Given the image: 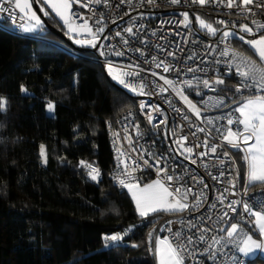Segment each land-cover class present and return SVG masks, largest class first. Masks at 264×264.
Returning a JSON list of instances; mask_svg holds the SVG:
<instances>
[{
    "label": "trees",
    "instance_id": "trees-1",
    "mask_svg": "<svg viewBox=\"0 0 264 264\" xmlns=\"http://www.w3.org/2000/svg\"><path fill=\"white\" fill-rule=\"evenodd\" d=\"M199 6L186 12L197 27L195 13L213 17L209 3ZM42 7L46 23L31 34L11 31L0 19V99L6 102L0 109V264H154L149 232L180 213L141 217L127 189L110 178L115 154L109 128L135 108L137 97L111 81L96 54L76 50L89 48L70 37L66 42L60 36L67 35L64 24ZM234 32L230 44L261 64L240 31ZM234 89L235 81L226 79L211 97L223 99L233 115L234 101L264 94L252 89L240 96ZM193 92L189 97L197 103L200 95ZM227 149L241 184L264 190V184L247 181L242 149ZM81 161L98 168L101 179L92 180ZM153 180L143 178L139 185ZM123 229L131 235L122 242H103L104 235ZM249 233L258 238L252 227ZM248 264L264 261L257 257Z\"/></svg>",
    "mask_w": 264,
    "mask_h": 264
},
{
    "label": "built area",
    "instance_id": "built-area-1",
    "mask_svg": "<svg viewBox=\"0 0 264 264\" xmlns=\"http://www.w3.org/2000/svg\"><path fill=\"white\" fill-rule=\"evenodd\" d=\"M87 2L88 0H80L79 3H73L71 9L73 26L82 25L86 20L94 32L103 27L104 31L98 33V39L95 42L96 46L98 45L96 62L104 67L111 64L117 73H133V75L121 77L131 87L126 88L120 83L119 87L137 97L135 108L124 112L117 119L115 127L109 128L115 154L113 169L110 173L112 183L120 190L127 189L121 187L115 179L121 174L123 168V165L118 166L117 149L125 154L122 159L130 167L133 162L137 165L133 176L139 184L141 179L150 176L156 180L163 179L164 174L158 175L157 169L167 168L166 175L174 177L173 181L165 180L170 189L182 187L192 190L187 201L190 205L189 209L178 214L177 219L165 223L160 230L162 236L167 237L173 243H177L175 233L182 234L179 242L187 248V251L184 252V264H234L233 257L238 258L235 264H248V259L238 249L242 246L244 237L250 235L249 229L253 227L254 218L244 212L242 203L236 206L235 213L228 210L226 205L235 200L247 202L256 209L257 205L264 201V190L250 191L247 189L245 193L247 182L244 185L241 184L238 168L231 155L229 154L228 157L223 155L224 152L229 153L227 148H234L222 141L221 133L215 129L220 128L221 132H224L229 127L227 119L230 112L225 111L223 105L213 107V102L209 100V97L216 96L220 85L214 86L215 91L204 88L202 84L196 86L197 80H212L220 77L225 82L226 79L232 78L235 81L234 90L236 92L241 78L236 75L234 67L229 72L227 62L238 63L239 61L232 60L231 51L228 56H221L220 52L228 47L230 50L242 53L230 44L229 39L222 41L221 38H213L211 35L200 32L198 27L192 23L188 27L180 23L183 20L182 13L200 7L198 3H192V0H180L176 4L171 3V0H154L153 4L147 3V0H144L143 3L141 0H131L130 3L128 0L123 3L121 0H107V4H105L102 0L100 4L91 3L87 7L83 6ZM258 2L264 3V0H258ZM0 6L8 8L18 16L22 15L13 3L0 0ZM251 7L257 14L254 17L248 14L249 19H245L246 14L238 9H228L223 5L213 3H209L208 12L213 15L212 23L222 32L225 30L240 31L241 24L252 26V19L264 23V10ZM0 19L9 24L11 31L19 33L27 22L26 19L19 18L13 21L8 11H0ZM218 21L225 23L219 24ZM128 27L133 28V34L124 31ZM117 32H120L121 35L117 36ZM73 35L78 37L76 32H73ZM86 39H91V37L88 35ZM124 40H127L128 43L124 44ZM136 49H140V51H136ZM116 52H122L123 55H116ZM169 52L174 55H168ZM153 57H156L155 61ZM160 61L170 65L171 70L164 72L163 67L157 68L156 63ZM217 61L220 62L217 63ZM189 68L194 71L189 72ZM152 73H157V75L154 76ZM160 76L173 81L181 88L184 87L182 81H193L194 87L184 88V95L201 110L199 118L189 110L169 85L164 84ZM141 83L145 85V94L143 95L138 94V91H132V87L139 90ZM160 87L166 88L167 91L161 92ZM252 89L255 88L242 89L241 92L236 93L242 96ZM192 90L196 95L198 93L200 95L198 97L200 100L197 103L189 97ZM141 104L144 105L143 108H141ZM157 108L159 111L154 110ZM178 109L179 111H177ZM149 114L153 117L151 122L148 119ZM185 116L188 119H185ZM231 118L236 120L238 115L231 113ZM209 119L214 123L208 124ZM161 121H165V123L162 124ZM231 127L233 130L241 129L240 125L235 123ZM198 128H204L205 131H198ZM115 134H118V137ZM181 136L187 137L185 147H193L194 152L191 159L196 160L195 164L191 162V159H186L187 154L182 155V149L175 144L174 141ZM205 140L210 145L222 144L223 146L218 147L215 154L203 146L194 147L197 144L203 145ZM204 152H207V155L201 156L200 153ZM157 160H160L159 165L156 164ZM221 160L224 161L223 164L220 163ZM144 161H148V165H145ZM84 168L89 173V169ZM177 177L180 179H176ZM193 177L197 179L194 180ZM213 177H217V179H213ZM100 179L99 170L97 180ZM201 179L203 183L198 182ZM230 182L235 183L234 188ZM204 184H207L208 187L205 188ZM201 193L204 197L203 202L198 207H193ZM221 193L226 197L223 204L217 200ZM213 204L216 205L215 208L211 207ZM224 211H229L230 218L221 220L220 217ZM232 223L240 225V231L234 241L226 245L222 241L220 245H213L209 252H205L204 249L212 244L213 236L219 238L226 235L219 229L227 228ZM190 225H195V227H190ZM201 228L209 229L208 232L203 233L205 236L203 242L199 240ZM116 234L121 235L122 239L119 241L105 239V237ZM150 234L152 240L154 232H149L147 236L149 243L151 242ZM130 235L129 229H123L104 235L102 240L106 245H114ZM189 236L193 238L192 244L187 242ZM213 250L216 251V257L209 259V253Z\"/></svg>",
    "mask_w": 264,
    "mask_h": 264
},
{
    "label": "snow or ice",
    "instance_id": "snow-or-ice-1",
    "mask_svg": "<svg viewBox=\"0 0 264 264\" xmlns=\"http://www.w3.org/2000/svg\"><path fill=\"white\" fill-rule=\"evenodd\" d=\"M8 3H14L16 9L19 10V13L22 15L18 16L17 13L10 11L8 8H4L0 6V11H8L9 15L15 21L17 18L21 20H27L31 23V27L25 28V31H31L35 28L42 26L41 19L36 15L35 11L32 10V4L30 0H7ZM79 3L80 0H43V3L46 4L49 8L52 9L53 12L56 13L63 21L64 24L68 27L69 33L76 32L79 34V30L86 32L91 39L86 41L92 47L96 46V41L98 39V33H102L104 31L103 27L98 28L95 32L91 27H89L87 21L85 20L82 25L73 26V15L71 13L73 3ZM102 0H88L87 4L83 6L87 7L91 3L100 4ZM105 4H107V0H103ZM121 2H125V0H121ZM130 3L131 0H128ZM144 0H141L143 3ZM180 0H171V3L176 4L179 3ZM147 3L153 4L154 0H147ZM192 3H199L200 5H204L206 3H213L217 5H223L228 9H238L240 12L245 13V19H249V15L251 17L256 16V12L253 11V7L257 9L264 10V3L258 2V0H192ZM48 15L47 12L44 13ZM183 20L180 22L185 27L191 23L189 20L188 14L182 13ZM82 19V17H81ZM197 22L199 23L202 29L207 30V32L211 35H216L219 31L218 28L213 27L212 24L207 23L204 19L197 16ZM219 24H224V21H218ZM251 25L249 24H241L239 26L241 33H246L248 36H252V39H246L245 35H239V39L248 44L251 49L254 50L255 54L259 57L261 64H257L256 61L252 60L247 56H243L242 54L236 52L235 50H230L228 47H225L221 52V56H228L229 52H232V60H238V63L227 62V66L229 72L234 67L236 71V75L241 78L240 85L236 88V92H241L242 89L255 88L257 93H264V23L258 22L256 19L251 20ZM254 26V27H253ZM235 27V26H233ZM124 31L129 34H133V28L128 27ZM256 33H260V35H256ZM117 36H120L121 33L117 32ZM236 33L225 30L222 33V41H227L230 36H234ZM124 44H127L128 41L124 40ZM76 43H85L81 40H76ZM136 51H140V49H136ZM103 54V53H102ZM116 55H123L122 52H116ZM168 55H174V53L169 52ZM153 60H156V57H153ZM220 61H217L219 63ZM157 68L163 67L164 72H169L171 70V66L166 64L164 61H160L156 63ZM189 72L194 71V69L189 68ZM109 73L113 74L114 69L111 64H109ZM125 75H133V73H124L120 72L118 74H113V79L118 80V82L124 87H131L129 84L125 82L122 76ZM138 75V73H136ZM152 75H157V73H152ZM160 79L164 81L165 85H169L174 92L184 101V103L188 106L189 110H191L197 118L200 117L201 110L193 104L186 95H184V88H192L194 87L193 81L184 80L181 83L184 85L183 88L178 87L173 81L165 78L164 76H160ZM224 81L220 77H216L212 80L204 79L197 80L196 86L202 84L204 88H208L212 91H215V85H221ZM145 85L141 83L139 85V90L136 87H132V91L137 92L138 94L144 93ZM161 92L167 91L166 88L160 87ZM199 94V93H198ZM209 100H213V98H209ZM208 103L207 101L205 102ZM238 106L234 109L236 113H239V117L236 120L231 118V113H229V118L227 119V125L229 126L224 132H221L220 128H216L217 132L221 133L222 141L227 142L228 145L232 148H238L245 151L244 159L248 163V180L249 183H262L264 184V94H257L254 96H249L244 98L243 102L234 101ZM224 105L223 99H215L212 104L213 107H220ZM6 107V102L0 99V109H4ZM53 105L49 104V110L53 109ZM144 105L141 104V108ZM155 111H159V109H154ZM179 111V109L177 110ZM149 122L152 121L153 117L151 114L148 115ZM185 119H188L185 116ZM161 123H165V121H161ZM213 120L209 119L208 124H213ZM242 125V130L237 128L233 130L231 125L233 124ZM198 131H205L204 128H198ZM118 137V134H115ZM187 141V137L181 136L176 139L174 142L178 146V148L182 149L181 154H187L185 156L186 159H191V156L194 152L193 147H185V143ZM251 142V143H250ZM205 147L208 148L209 151L213 154L217 152L218 147H222V144L218 145H210L207 140L204 141L203 145H195L194 147ZM118 152V166L123 165L121 170V174L116 176L115 179L119 183L121 187L127 188V190L132 194V199L135 201L136 210L141 217H147L151 213L164 211V212H183L188 210L190 205L187 202L189 193H191V189H183L182 187L171 188L166 185V181H173L174 177L170 175H166L167 168H158L157 173L160 175L164 174L163 179H157L151 184L144 185L141 187L139 183H137L134 179L133 173L137 165L133 162V165L130 167L122 157L125 155L120 149H117ZM45 155L44 147L41 146V156ZM201 156L207 155V152L200 153ZM224 156L228 157L229 153L224 152ZM230 158V157H229ZM46 162V160H45ZM193 164L196 163V160L191 159ZM145 165H148V161H144ZM221 164L224 163L223 160L220 161ZM156 164H160V160L156 161ZM81 165L89 169V176L92 180H97L99 176V169L94 167L93 165L87 164L84 161H81ZM150 166V165H149ZM223 175V173H221ZM123 177V178H122ZM176 179H180L177 177ZM196 180V177H193ZM213 179H217V177H213ZM198 182L203 183L202 179ZM232 187H235L234 182H230ZM204 187L207 188L208 185L204 184ZM227 191V190H226ZM247 192V188H245V193ZM235 195V193H233ZM203 193L201 196L197 198L196 204L193 207H198L200 203L203 202ZM226 197L223 193H221L217 200L219 203L223 204ZM242 203V207L244 212L254 218L253 222L256 228L259 231L260 239H254L252 235H246L242 241V246L239 247L238 251L247 255L250 252H253L256 249L264 250V201H261L256 209L250 206L247 202L241 201H231L226 205L227 209L232 213L236 212V206ZM211 207L215 208L216 205L213 204ZM225 218L229 217V211H224L223 215L220 217L221 220H225ZM211 219V217H209ZM190 227H195V225H190ZM171 231V229H169ZM201 234L199 236V240L203 242L205 240V236L203 233L208 232V228H201ZM220 232H224L226 235L221 236L219 238L213 236L212 244H209L207 248L204 249L205 252H209V249L213 248V245H220L223 241L226 244L232 243L236 238L238 232L240 231V225L238 223H232L227 228H220ZM181 233H175V237L177 243H173L167 237L163 240L157 238L155 240V251L157 256L159 257V264H184V252L187 251L186 246L183 243H180ZM107 241H119L122 239V236L119 234L111 235L105 237ZM151 240V234L149 236ZM188 244L193 243V238L191 236L187 237ZM216 251L213 250L209 253V259H215ZM238 260L237 257H233L234 264Z\"/></svg>",
    "mask_w": 264,
    "mask_h": 264
},
{
    "label": "rangeland",
    "instance_id": "rangeland-1",
    "mask_svg": "<svg viewBox=\"0 0 264 264\" xmlns=\"http://www.w3.org/2000/svg\"><path fill=\"white\" fill-rule=\"evenodd\" d=\"M5 1H7V0H5ZM14 4V3H13ZM199 4V3H198ZM200 5V4H199ZM205 5V4H204ZM188 14V13H187ZM188 16H189V14H188ZM197 16H199V17H201L202 19H204L207 23H210V24H212V20L209 18V17H207L208 15H201V14H199L198 12L197 13H195V19H196V17ZM189 20H190V18H189ZM196 22H197V20H196ZM196 25H198V28L200 29V30H202V31H204L205 33H207V34H209L208 32H207V30H205V29H202L201 27H200V25H199V23L197 22L196 23ZM213 25V24H212ZM29 27H31V23L29 22V21H27L23 26H22V28H21V33H24V34H27V33H33V32H35V31H37L36 29L37 28H35V29H33V30H31V31H25L24 29L25 28H29ZM213 27H215L214 25H213ZM216 28V27H215ZM232 32H234V31H232ZM235 33V32H234ZM211 35V34H210ZM238 35H241V32L240 33H238ZM88 36V34L86 33V32H83L82 30H79V34H78V37H76L75 35L73 36V35H70V39L72 40V42H73V44H75L76 46H78V47H85V48H89V49H93V48H95V47H92L91 45H89L88 43H86V41H88V40H90V39H86V37ZM69 37V36H68ZM231 37V36H230ZM245 38L246 39H252V38H254V37H252V36H245ZM76 40H81V41H84L85 43H76ZM244 42V41H243ZM248 47H250L248 44H246ZM251 48V47H250ZM252 51H253V53L255 54V52H254V50L253 49H251ZM256 55V54H255ZM258 57V56H257ZM258 60H259V57H258ZM260 61V60H259ZM113 69H114V73L113 74H118L117 72H116V69L113 67ZM105 71H106V73H107V75L109 76V78L111 79V81L112 82H114L115 84H117V85H119V82H118V80H116V79H113V74H110L109 73V66H105ZM132 94V93H131ZM243 152V151H242ZM243 154L245 155V153L243 152ZM156 179H154L153 180V182L155 181ZM152 182V183H153ZM141 187H143L144 185H140ZM128 193H129V195H130V197L132 198V194L128 191ZM133 200V199H132ZM133 202H134V204H135V201L133 200ZM135 207H136V204H135ZM138 213V212H137ZM175 213H181V212H175ZM152 214V213H151ZM138 215H139V213H138ZM150 215V214H149ZM158 238H160L161 240H163L165 237H163L162 236V234L158 237ZM156 260H157V264H159V257L157 256V254H156Z\"/></svg>",
    "mask_w": 264,
    "mask_h": 264
},
{
    "label": "water",
    "instance_id": "water-1",
    "mask_svg": "<svg viewBox=\"0 0 264 264\" xmlns=\"http://www.w3.org/2000/svg\"><path fill=\"white\" fill-rule=\"evenodd\" d=\"M31 4H32V8L33 10L36 12V14L39 16V18L41 19V21L45 24L46 23V19L45 17L43 16L40 8H39V5L37 3L36 0H30ZM60 36L68 43H70L69 39H68V34L66 36H63L60 34ZM258 36V35H257ZM71 44V43H70ZM98 46V45H97ZM97 46H95V48L93 49H90V50H85V49H80V48H76V50L78 52H90V53H93V54H96V48ZM179 216H174V217H169V218H166L164 220H162L158 225L157 227L155 228L154 230V234H153V239H152V243H151V254H152V257L154 259V264H157V260H156V251H155V240L159 237V233H160V230L162 228V226L171 221V220H174V219H177Z\"/></svg>",
    "mask_w": 264,
    "mask_h": 264
},
{
    "label": "crops",
    "instance_id": "crops-1",
    "mask_svg": "<svg viewBox=\"0 0 264 264\" xmlns=\"http://www.w3.org/2000/svg\"><path fill=\"white\" fill-rule=\"evenodd\" d=\"M37 3L39 4V6L41 5V6H43L42 7V9H44V10H47V11H49V12H51V13H53L63 24H64V21L59 17V16H57L56 15V13L55 12H53L52 11V9L51 8H49L46 4H44L43 3V0H37ZM32 10H33V8H32ZM34 11V10H33ZM36 13V12H35ZM43 14V13H42ZM37 15V14H36ZM38 16V15H37ZM39 17V16H38ZM64 27H65V30H66V33L69 35V37H70V35H73V33H69V31H68V27L64 24ZM40 27H38L36 30H38ZM27 34H31V33H27ZM74 36V35H73ZM257 56V55H256ZM258 58V57H257ZM259 61V60H258ZM260 62V61H259ZM238 114V117H239V113H237ZM241 130H242V125H241ZM251 143V142H250ZM244 153H245V151L244 150H242ZM246 154V153H245ZM247 162V161H246ZM246 166H247V174H248V163L246 164ZM248 182H249V180H247ZM152 183V182H151ZM150 183V184H151ZM256 183H259V182H256ZM127 192H128V190H127ZM129 194V193H128ZM159 212H164V211H159ZM156 213V212H155ZM152 214H154V213H152ZM151 215V214H150ZM252 232H253V234H257L258 235V238H256V237H253L254 239H257V240H259L260 239V235H259V231H258V229L256 228V226H255V224H253V227H252ZM250 235H252V234H250ZM253 236V235H252ZM247 259H255V258H257V257H260V259H262L263 261H264V250H260V249H256V250H254L253 252H250V253H248L247 255H245V254H243Z\"/></svg>",
    "mask_w": 264,
    "mask_h": 264
}]
</instances>
